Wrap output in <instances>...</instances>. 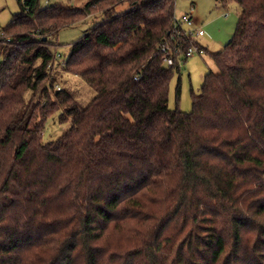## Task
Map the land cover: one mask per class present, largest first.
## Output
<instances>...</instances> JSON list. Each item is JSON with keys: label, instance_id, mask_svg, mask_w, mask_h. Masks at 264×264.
Segmentation results:
<instances>
[{"label": "trees", "instance_id": "obj_1", "mask_svg": "<svg viewBox=\"0 0 264 264\" xmlns=\"http://www.w3.org/2000/svg\"><path fill=\"white\" fill-rule=\"evenodd\" d=\"M17 2L0 37V264H264V0H218L238 25L190 113L169 109L178 63L161 54L191 41L176 0ZM97 13L62 67L96 93L81 107L55 89L52 37ZM61 106L72 125L44 143Z\"/></svg>", "mask_w": 264, "mask_h": 264}, {"label": "rangeland", "instance_id": "obj_2", "mask_svg": "<svg viewBox=\"0 0 264 264\" xmlns=\"http://www.w3.org/2000/svg\"><path fill=\"white\" fill-rule=\"evenodd\" d=\"M89 0H39L42 8L52 6H73L82 8ZM127 9V4L117 8L118 12ZM240 7L236 3H231L227 7L219 4L218 0H176L175 17L180 18L187 13H192L197 25L194 30H203L202 37H193L189 43L200 45L206 50L204 55L195 54L190 58L184 55L178 57V69L174 70V75L170 83L168 106L171 110L179 109L184 113H190L193 109V95H199L206 75L217 74L218 67L213 61L211 54L224 50L225 46L233 39L240 14ZM20 13V6L17 0H0V37L5 38L3 29L13 20V17ZM101 21L100 14L88 16L75 25L61 29L55 38L54 51L68 58L71 47L81 41L90 32L96 22ZM184 29L189 30L187 26ZM175 52L174 55H176ZM166 66V65H165ZM169 68L168 66H166ZM56 78L55 87L68 89L74 99L81 107H86L96 96L91 87L80 77L66 73L61 66L48 68ZM58 91V90H57ZM52 102L60 104L55 90L51 89ZM30 97V96H29ZM38 97L35 98V100ZM44 101V99H43ZM57 111L48 118L42 131V141L44 143L56 142L64 133L70 129L71 120L61 121L64 108ZM254 236V235H253ZM253 238V237H252Z\"/></svg>", "mask_w": 264, "mask_h": 264}, {"label": "built area", "instance_id": "obj_3", "mask_svg": "<svg viewBox=\"0 0 264 264\" xmlns=\"http://www.w3.org/2000/svg\"><path fill=\"white\" fill-rule=\"evenodd\" d=\"M173 24L175 28V33L186 36L190 40H194L193 37H202L204 35L203 30H194L197 25L192 13H187L180 18L173 17ZM184 26H187L189 30L184 29ZM175 52H179L176 53ZM206 50L200 45H191L190 47H184L178 40H174V37L171 40L164 42L161 45V54L163 55V63L168 67L175 66L178 63V57L184 55L186 58H190L195 54L204 55ZM66 60L62 55L56 54L54 62L48 65V68L55 67V65L64 67L66 65ZM2 62V57H0V64ZM138 80V78H135ZM56 90L60 91L61 87L56 86Z\"/></svg>", "mask_w": 264, "mask_h": 264}]
</instances>
